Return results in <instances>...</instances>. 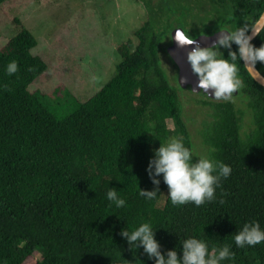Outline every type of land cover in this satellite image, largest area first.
Masks as SVG:
<instances>
[{
    "label": "trees",
    "instance_id": "1",
    "mask_svg": "<svg viewBox=\"0 0 264 264\" xmlns=\"http://www.w3.org/2000/svg\"><path fill=\"white\" fill-rule=\"evenodd\" d=\"M213 1L225 11L217 28L251 25L264 9V0ZM132 35L135 43L127 38L117 46L119 61L109 81L86 101H74L66 116H57L37 87L48 63L32 54L33 35L21 28L0 48V260L154 264L120 235L125 227L150 222L162 253L175 248L179 254L180 241L196 236L210 251L231 245L235 257L223 264H264V242L237 248L233 240L245 222L258 220L264 228V87L238 59L244 86L236 95L211 99L193 93L211 109L201 132L208 152L214 149L208 154L232 169L214 201L173 205L162 174L157 196L146 199L140 190L156 187L146 172L154 150L170 137L182 138L190 150L194 143L177 88L160 64L161 33L146 19ZM262 42L264 27L251 41L256 47ZM219 50L228 57V49ZM11 60L18 71L9 75ZM256 68L264 76V65L257 62ZM237 98L250 112L251 128L244 134ZM109 187L126 201L124 207L107 200Z\"/></svg>",
    "mask_w": 264,
    "mask_h": 264
},
{
    "label": "rangeland",
    "instance_id": "2",
    "mask_svg": "<svg viewBox=\"0 0 264 264\" xmlns=\"http://www.w3.org/2000/svg\"><path fill=\"white\" fill-rule=\"evenodd\" d=\"M219 16L224 17L225 11H218L213 0H9L0 6V48L21 28L33 35L37 43L32 54L48 63L37 87L50 109L57 116H66L74 101H86L109 81L119 61L117 46L127 38L135 43L133 30L149 19L152 29L163 37L160 64L177 88L194 143L192 158L197 160L209 153L201 132L211 109L178 86L177 68L166 46L176 28L192 37L215 31ZM193 30L199 31L190 33ZM169 31L171 35H166ZM236 103L243 111L244 134L251 128L250 112L239 98ZM167 126L172 129L173 122L167 120Z\"/></svg>",
    "mask_w": 264,
    "mask_h": 264
},
{
    "label": "clouds",
    "instance_id": "3",
    "mask_svg": "<svg viewBox=\"0 0 264 264\" xmlns=\"http://www.w3.org/2000/svg\"><path fill=\"white\" fill-rule=\"evenodd\" d=\"M264 25V12L251 25L245 23L240 26L220 31L217 41L211 47L202 48L195 44V38L186 34L183 29H175V40L179 45H195L187 54V61L192 72L197 76V88L202 89L205 95L214 99H227L244 86L239 75L236 61H243L249 72H256V64L264 65V42L256 47L251 43L253 36L259 35ZM251 33V34H249ZM237 46L232 51V45ZM228 49L225 58L220 48ZM230 58V59H229ZM5 71L12 75L18 71L16 60L7 63ZM214 149H209V153ZM193 153L186 147L182 138L170 137L154 150L149 159L146 172L151 183L156 186L153 190H140V195L146 199L157 196L159 177L162 174L163 182L168 187V199L173 205H184L188 202L200 206L216 199V189L220 187L221 179L231 174V166L215 160L210 154L202 155L193 162ZM106 198L116 208L124 207L126 201L121 198L115 188L109 187ZM223 203V201H221ZM156 231L150 222H141L132 230L126 227L121 229L120 235L126 239L131 249L143 248L144 254L154 264H223L224 261L233 260L235 253L231 245L225 244L209 250L206 240L196 236H188L182 241L178 254L177 249H169L162 253L161 245L155 238ZM235 246H255L264 242V228L258 220L245 222L233 236ZM136 260L135 264H137ZM0 264L6 261L0 260ZM127 264H130L127 261ZM139 264L143 262L139 261Z\"/></svg>",
    "mask_w": 264,
    "mask_h": 264
},
{
    "label": "water",
    "instance_id": "4",
    "mask_svg": "<svg viewBox=\"0 0 264 264\" xmlns=\"http://www.w3.org/2000/svg\"><path fill=\"white\" fill-rule=\"evenodd\" d=\"M262 12H264V9ZM263 27L264 25H262V28ZM220 31H226V29L219 30L211 35H199L195 37V40H196L195 44L199 45L202 48L211 47L213 44L216 43L217 37ZM256 36L257 35L253 36L252 40ZM174 37H175V32L172 33V44L167 47L166 51H167L168 56L171 58V60L174 62V64L177 67V82L179 86L182 89L188 90L191 93H194V94L206 97V98L214 99L210 95L212 90H209V96H207L205 95L202 89L197 88L198 78L192 72L190 64L187 61V54L189 51L192 50L193 47H195V45L181 46L178 44V42L175 40ZM246 70L249 73V75L254 79L255 82H257L262 87H264V76L259 72L258 69L257 70L259 74H257L256 72H249L247 68ZM236 94L237 92L233 93L232 96Z\"/></svg>",
    "mask_w": 264,
    "mask_h": 264
},
{
    "label": "flooded vegetation",
    "instance_id": "5",
    "mask_svg": "<svg viewBox=\"0 0 264 264\" xmlns=\"http://www.w3.org/2000/svg\"><path fill=\"white\" fill-rule=\"evenodd\" d=\"M215 6H216V5H215ZM216 8H217V7H216ZM217 9H218V11L220 10V8H217ZM218 13H219L220 15H222V13H220V12H218ZM221 17H222V16H219V17H218V19L214 22V25H216L217 21H220V19L223 18V17H222V18H221ZM216 27H217V26H216ZM228 28H230V27H229V25L226 24L225 27H221V28L219 27V28H217V29H216L215 31H213V32H208V33H201V32H200V33H198L197 35H194L193 37L195 38V37H197V36H199V35H211V34L217 32V31H219V30H222V29H226V30H227ZM171 30H172V29H171ZM171 30H170V31H171ZM170 31H169V32H166V35H167L168 33L170 34ZM196 31H199V30H193V32H190V33H195ZM171 34H172V33H171ZM171 34H170V35H171ZM164 35H165V34H164ZM171 44H172V40H170V42H169L168 45L166 46V49H167V47H168L169 45H171ZM174 65H175V64H174ZM175 66H176V65H175ZM176 68H177V67H176Z\"/></svg>",
    "mask_w": 264,
    "mask_h": 264
}]
</instances>
